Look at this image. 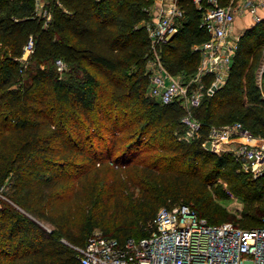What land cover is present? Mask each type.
Wrapping results in <instances>:
<instances>
[{
    "label": "trees",
    "instance_id": "obj_1",
    "mask_svg": "<svg viewBox=\"0 0 264 264\" xmlns=\"http://www.w3.org/2000/svg\"><path fill=\"white\" fill-rule=\"evenodd\" d=\"M152 2L49 0L45 23L34 0H0V189L12 178L0 198V264H78L74 246L94 231L145 236L162 205L189 203L211 223H264V176L201 144L209 125L235 120L264 136L255 81L264 20L243 33L227 82L193 109L201 136L186 138L180 104L146 95L151 51L139 23ZM178 3L185 19L162 57L171 73L191 76L208 34L193 1ZM30 36L33 52L22 61ZM213 176L226 188L211 192ZM227 191L244 202L240 218L215 202Z\"/></svg>",
    "mask_w": 264,
    "mask_h": 264
},
{
    "label": "built area",
    "instance_id": "obj_2",
    "mask_svg": "<svg viewBox=\"0 0 264 264\" xmlns=\"http://www.w3.org/2000/svg\"><path fill=\"white\" fill-rule=\"evenodd\" d=\"M35 14L51 17L49 0H34ZM200 13V25L208 37L196 46L199 59L193 74L171 73L162 57L163 43L178 30L184 8L178 0L161 7L145 28L150 42L145 73L147 91L160 103L177 102L183 108L186 138L200 137L203 123L194 115L205 94L221 88L230 75L233 58L243 35L235 33L237 17L249 15L253 25L264 20V0H192ZM29 37L21 56L33 52ZM58 70L64 63L56 60ZM256 86L264 99V55L256 70ZM197 86V87H196ZM208 86V88H207ZM206 87V90H204ZM201 144L215 153H229L238 168L253 177L264 176V136L239 120L211 124ZM150 232L123 240L94 231L78 251V264H264V223L241 227L231 221L208 222L189 203L162 205L150 222Z\"/></svg>",
    "mask_w": 264,
    "mask_h": 264
},
{
    "label": "rangeland",
    "instance_id": "obj_3",
    "mask_svg": "<svg viewBox=\"0 0 264 264\" xmlns=\"http://www.w3.org/2000/svg\"><path fill=\"white\" fill-rule=\"evenodd\" d=\"M169 1H172V0H169ZM153 2H155V0H153ZM153 2H152V4H153ZM152 16H153V14H152ZM184 19H185V17L182 18L181 22L179 23V26L182 25ZM238 32H240V31H235V33H238ZM263 55H264V50L262 51V57H263ZM145 66H146V62H145ZM189 77L190 76L185 75L186 79H188ZM207 88H208V86H207ZM204 90H206V87H204ZM146 95L149 96L150 98L154 99L152 96L149 95L147 90H146ZM11 179L9 178L8 181L6 182L5 186L0 189V198L5 199L7 196L6 191L7 192L11 191V184H12ZM207 182H208L207 187L211 192L214 191L213 187H216V186H222V188H226L225 179L222 176L210 177ZM227 193H228V191H227ZM228 194L229 195L222 197V198L215 197V202L219 203V205L222 208L227 209L230 213L236 214L237 218H240V211L244 207V202L241 199V197H239L238 195L233 194V193H228ZM260 204L262 205L263 210H264V198L261 200ZM111 215H112V212H110V210H108L106 213V216L110 217ZM223 219L224 218L221 217L217 220H223ZM230 221H232V219H230Z\"/></svg>",
    "mask_w": 264,
    "mask_h": 264
},
{
    "label": "crops",
    "instance_id": "obj_4",
    "mask_svg": "<svg viewBox=\"0 0 264 264\" xmlns=\"http://www.w3.org/2000/svg\"><path fill=\"white\" fill-rule=\"evenodd\" d=\"M168 2H169V0H155V2H153V4L151 3L149 5V8H148L149 12L151 14H153V16H154V14L158 11V9H160L161 7L166 8L169 5ZM34 3H35V1H34ZM49 8L51 10V7H49ZM34 10H35V6H34ZM153 16L151 18H153ZM51 17H52V10H51ZM151 18L149 20H151ZM146 22H147L146 20H142L139 24L140 25H146ZM252 26H253L252 18L249 15L237 17L234 21L235 31H241L242 33H245V31H247Z\"/></svg>",
    "mask_w": 264,
    "mask_h": 264
}]
</instances>
